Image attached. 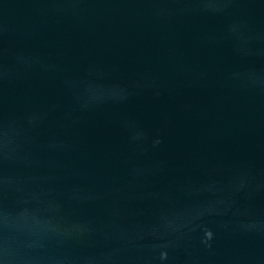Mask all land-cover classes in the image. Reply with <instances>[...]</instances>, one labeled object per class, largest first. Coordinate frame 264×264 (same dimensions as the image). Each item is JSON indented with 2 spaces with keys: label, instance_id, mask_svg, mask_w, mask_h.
I'll list each match as a JSON object with an SVG mask.
<instances>
[{
  "label": "water",
  "instance_id": "obj_1",
  "mask_svg": "<svg viewBox=\"0 0 264 264\" xmlns=\"http://www.w3.org/2000/svg\"><path fill=\"white\" fill-rule=\"evenodd\" d=\"M0 264H264V0H0Z\"/></svg>",
  "mask_w": 264,
  "mask_h": 264
}]
</instances>
